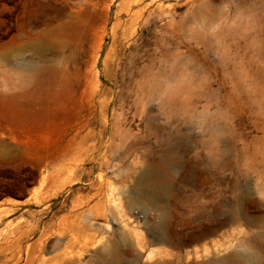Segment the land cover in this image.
Returning a JSON list of instances; mask_svg holds the SVG:
<instances>
[{
  "label": "rangeland",
  "instance_id": "obj_1",
  "mask_svg": "<svg viewBox=\"0 0 264 264\" xmlns=\"http://www.w3.org/2000/svg\"><path fill=\"white\" fill-rule=\"evenodd\" d=\"M122 1L0 0V264H98L58 225L92 222L99 200L112 215L128 211L150 188L165 190L157 206L175 231L224 226L199 242L155 244L158 212L130 204L139 217L98 219L94 243L125 234L134 264L264 258V0L151 5L154 25L126 71ZM90 73L95 100L111 101L102 116L82 99ZM72 158L77 167L63 171ZM145 169L153 177L138 182ZM45 225L55 234L41 242Z\"/></svg>",
  "mask_w": 264,
  "mask_h": 264
},
{
  "label": "bare ground",
  "instance_id": "obj_2",
  "mask_svg": "<svg viewBox=\"0 0 264 264\" xmlns=\"http://www.w3.org/2000/svg\"><path fill=\"white\" fill-rule=\"evenodd\" d=\"M160 1L161 0H123L119 4L120 9L117 12V14L115 12L116 19L120 20L122 15L125 17V20L121 23L119 22L118 24L121 29L120 31L121 40L125 42V45L122 47V51L123 53L127 52L125 55L124 61H123L124 71H126L128 66L132 64L133 52L135 50V43L137 42V39H139L140 36L143 34L146 28V23L149 22L150 25H154L155 21L154 22H152V20L150 21L151 12L148 11L149 8L151 7V5L158 3ZM160 11L162 13L166 12V10L163 9L162 7ZM103 13L104 15H107L106 7L104 8ZM114 27L115 26L112 27L113 32H114ZM101 44H102V37L99 36L97 37L94 47L92 48V51H91L92 66L96 62V59L98 58L97 54H98V50L101 47ZM97 95H98V89H97V82L95 80V74L90 73L88 89H85V91L83 92L82 99L84 102L86 101L88 103V107L91 110V114L92 112H95L97 109H99L100 116H102L104 111L110 105L111 101L101 100L97 102L95 100ZM143 113L144 112H141V109H140V114H143ZM74 167H77V162H76V159L72 158L63 165L62 170L63 171L69 170V169L72 170ZM152 174L153 173L150 170L145 169L141 173V175L138 177L137 180L138 182L148 181L151 177H153ZM50 179L51 180L55 179V176L53 177L44 176L40 179V183L49 182L51 181ZM164 193H165L164 189L150 188L142 192V195L146 197H137V195L134 194L135 197H131V202H130V204L132 206H135L136 208H139L140 206L141 207L143 206L146 208L147 206H149L150 211L158 212L159 221H157L156 223H152V224L148 223V227L151 231V237L153 238L152 241L155 244H161V243L173 244V243H176L174 241L177 238H180V240L183 241L184 243L199 242L205 239L207 236L214 235L224 226V222H218L214 226H211V227H208V226L192 227L191 230L186 234L175 231L174 228H172V226L167 225L165 223V219L167 217V213H166L167 211H165L164 209H166V207L163 208L160 202L159 204L162 208H159L157 206L158 201L164 198L163 197ZM101 202H102L101 200L98 201L97 204L99 205V207H97L95 211L91 210V207L87 211V215L89 214L93 215L92 222L85 221L81 223L78 221L77 218H75L74 220L67 222L66 226L63 228H60L59 226L61 225L60 223L58 225L57 231L62 233L61 230L64 229L66 231L72 232L71 238H70L71 246L75 243L77 244L81 242L82 243L81 246L84 250L93 248V252L95 253V257L97 258L98 264H134L133 261H131L130 259H127L131 255V249L127 248L129 244H128L127 236L125 234L121 233L117 235L116 238L113 240H110V239L104 240L102 238L100 243L98 242L94 243L93 241L94 238L97 237V235L99 234V232L96 230L94 226L95 225L94 222L97 221L98 219L99 220L102 219L104 221L107 219L108 223L112 221L114 223L117 222L120 225L127 226L128 219L134 216L139 217L138 215L139 211H136V212L132 211L131 210L132 208H129V205H130L129 204L128 211H126V209H124L123 206H120V210H119L120 212H118L117 215H112L110 213H107L104 206L100 205ZM35 203L39 204L41 203V201L37 199ZM162 204L164 206V202ZM142 214L143 216H145L144 213ZM238 216L244 221H246L247 223H251L254 221L252 219L253 217H251L249 211L246 208L244 209H242V207H240V209L238 208ZM125 217L126 219H124ZM38 228H40V221H37L35 225L31 228V230L38 229ZM54 234L55 233L54 231H52V227L50 225H45L40 230L39 241L41 240L42 242V241L48 240L49 238L53 237ZM97 245H100L99 248L96 247ZM149 254L151 256L152 253H149ZM165 254L168 257L171 256L169 252ZM72 261H73L72 258H69L67 259L66 262L67 264H70V262ZM207 264H264V258L261 257L256 260V258L253 257L249 252L243 251L241 253H238V261L237 259L232 258V257H224V258H220L214 261H210Z\"/></svg>",
  "mask_w": 264,
  "mask_h": 264
}]
</instances>
